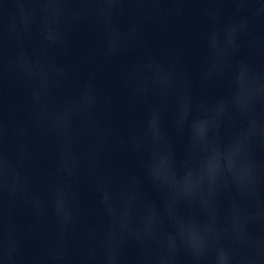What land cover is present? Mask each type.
I'll use <instances>...</instances> for the list:
<instances>
[{"label": "water", "instance_id": "95a60500", "mask_svg": "<svg viewBox=\"0 0 264 264\" xmlns=\"http://www.w3.org/2000/svg\"><path fill=\"white\" fill-rule=\"evenodd\" d=\"M0 264H264V0H0Z\"/></svg>", "mask_w": 264, "mask_h": 264}]
</instances>
